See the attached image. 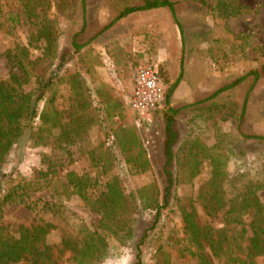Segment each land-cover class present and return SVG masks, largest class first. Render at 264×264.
<instances>
[{
  "label": "trees",
  "instance_id": "16d2710c",
  "mask_svg": "<svg viewBox=\"0 0 264 264\" xmlns=\"http://www.w3.org/2000/svg\"><path fill=\"white\" fill-rule=\"evenodd\" d=\"M16 1L19 9L14 11L6 0H0V31L12 36L25 23L30 24L33 31L28 46L16 44L15 49L8 50L5 54L11 75L0 81V175L8 164L9 157L22 143L30 149H36L46 147L52 141L56 149L70 151L71 147L87 139L85 137L101 117L106 122L110 121L118 111L114 104L109 106V110L107 103L103 107H97L88 82L79 74L58 76L57 71L63 66L68 53H62L60 57L57 21L48 16L51 1ZM82 5L84 25L71 43L77 53L87 44L83 45L77 40L86 28L85 0H82ZM176 6L177 3L173 0H137L125 6L110 25L135 12L168 7L182 28ZM219 8L222 17L228 18L241 13L245 7L237 5V2L230 5L223 1ZM39 42L42 54L33 59L30 47L39 48ZM259 51L264 56V44L259 47ZM59 60L61 62L57 70L51 71ZM249 78H253L256 83L260 79V72L251 70L216 91L211 99ZM64 83L70 86L71 104L68 110L60 109L56 104L60 84ZM177 84L167 91L168 99ZM177 114L175 109H168L163 114L167 138L165 173L168 178L163 208L168 206L172 194L174 180L169 167L176 160L181 166L179 178H184L186 183L201 173L202 163H209L212 177L206 188L200 191L199 200L206 213L212 217L225 210L224 226L216 230L211 226L200 225L191 199H188L187 204L181 202L184 237L178 241L180 257L194 264H212L208 256L210 252L213 257L223 260L224 264H256L257 258L264 257V169H258L251 163L243 172L227 177L221 142L210 151L194 142L187 150L186 145H182L175 153L174 146L179 139L175 130ZM115 132V144L125 158L124 168L127 171L147 172L150 169L147 152L136 130L118 128ZM244 138L264 140V137L255 135H244ZM211 151H215L214 154ZM86 156L89 170L83 173L67 171L63 175L62 159L43 154L41 162L45 169L37 171L32 179L21 177L17 183L7 185L1 191L0 218L5 207L26 204L31 194L50 191L59 206L64 200L77 199L85 208L98 213L101 218L96 229H91L86 223H75L63 232L60 244L53 245L48 241V236L55 226L44 219L30 225L2 223L0 264H18L22 261H28L29 264H60L66 254H69L70 264H95L109 253L111 239H115L122 247L131 246L138 223L134 215L138 211L157 210L154 226L157 225L162 206L153 187L145 186L128 193L118 175L112 174L108 178L113 159L107 148L92 149ZM226 183L229 194H232L231 198H227ZM54 207L57 208L58 205ZM246 217L249 219L248 223ZM249 231L251 235H248ZM147 234L148 230L135 247L136 264H143L140 248Z\"/></svg>",
  "mask_w": 264,
  "mask_h": 264
},
{
  "label": "rangeland",
  "instance_id": "374dc122",
  "mask_svg": "<svg viewBox=\"0 0 264 264\" xmlns=\"http://www.w3.org/2000/svg\"><path fill=\"white\" fill-rule=\"evenodd\" d=\"M50 1L48 16L57 21L60 33V57L62 53H68L63 66L57 71L58 76L79 74L88 82L94 103L100 107V98L102 99L100 93L107 90V32L103 30L107 25V13L110 14L108 21L110 23L125 6L137 0H85L86 28L77 40L79 43L88 42L93 35L98 39L93 43L91 41L90 48L78 53L74 52L71 43L84 25L82 0ZM173 1L177 3V14L184 29L185 57L190 59L191 63L196 62L197 59H201L202 63L205 60L207 63L204 67L207 76L202 82L201 91L193 98L195 104L190 108H183L178 113L175 130L179 139L174 146V152L177 153L182 145H186L185 150H187L194 142L210 151L221 142L220 149L227 177L243 172L251 163L258 169H264V140L244 138V135L264 137V69H262L264 56L259 51V47L264 44V0ZM223 1H227L230 5L237 2V5L245 8L237 15L224 18L219 8ZM6 2L14 11L19 9L16 0H6ZM143 15L147 17L152 14L150 12ZM32 31V26L28 23L18 27L12 36L0 31V81L8 79L11 75L6 52L15 49L16 44L28 46ZM94 43L102 45V49L97 51L93 48ZM37 46L39 48L30 47L33 59L42 54L41 43L39 42ZM60 62L57 61L51 71H56ZM251 70L260 72V79L256 83L253 78H249L235 88L211 99L216 91ZM159 75L163 80V74L159 72ZM116 86L124 96L123 104H126L122 119L118 123L112 120L106 122L101 117L85 137L87 139L71 147L70 151L56 149L52 141L48 146L36 149H30L22 143L9 157V162L0 175V193L7 185L17 183L19 178L32 179L37 171L45 169L41 162L43 154L61 158L64 175L67 171L83 173L89 170L87 152L96 148L103 150L107 148L113 159L108 178L112 174L118 175L128 193L136 192L145 186L153 187L162 210L156 226L154 223L157 210L138 211L134 215L138 223L131 246L122 247L115 239H111L109 253L95 264H136L135 247L147 230V237L140 248L143 264H194L186 258H181L178 253V241L184 237L180 205L181 202L187 204L188 199H191L200 225L211 226L216 230L224 226L225 210L212 217L206 213L199 200L200 191L206 188L212 177L211 167L205 161L201 165V173L191 182L186 183L183 181L184 178H179L181 166L174 160L169 167L174 180L172 194L168 206L163 208L165 188L168 185L165 173L167 138L163 111L168 98L166 97L164 104L149 120L130 111L131 109L128 110L130 88L125 85ZM59 88L56 104L60 109L68 110L71 104L70 86L64 83L60 84ZM119 127L136 130L147 152L150 164L147 172L141 173L129 169L127 171L124 168L125 158L121 156L115 144L117 137L115 131ZM214 152L211 151L212 154ZM226 189L227 198H231L232 194H229L227 183ZM54 205L58 207L53 208ZM100 218L98 213L85 208L77 199L64 200L59 206L50 191H42L31 194L26 204L5 207L0 224L30 225L39 219H44L55 226L48 236V241L53 245H59L63 232L71 225L86 223L95 230ZM248 220L246 217L247 223ZM248 235H251V231ZM208 256L212 264H224L223 260L213 257L210 252ZM68 257L69 254H66L60 264H70ZM18 264H29V262L22 261ZM256 264H264V257L257 258Z\"/></svg>",
  "mask_w": 264,
  "mask_h": 264
},
{
  "label": "crops",
  "instance_id": "0c3cea01",
  "mask_svg": "<svg viewBox=\"0 0 264 264\" xmlns=\"http://www.w3.org/2000/svg\"><path fill=\"white\" fill-rule=\"evenodd\" d=\"M150 12L152 15H143ZM109 19L110 14L107 13V28L103 29L107 32V90L100 93L102 99L100 98L99 105L103 107L107 103V110L111 104L117 106L118 111L112 121L118 123L126 107L122 102L124 96L116 85L129 87L132 94L137 68L143 63L155 65L163 74L166 91L178 83L164 111L175 109L179 113L183 108H190L195 104L193 98L201 91L202 82L207 76L204 71L207 63L204 59V65L201 59L191 63L185 57L183 26H179L168 7L135 12L114 25H110ZM180 24L182 25L181 22ZM96 39L97 36L93 35L89 40L93 43ZM91 41L81 42L83 45L87 43L81 52L90 48ZM93 48L99 51L102 45L94 43ZM127 108L130 109V101ZM177 117L178 114L176 120Z\"/></svg>",
  "mask_w": 264,
  "mask_h": 264
},
{
  "label": "built area",
  "instance_id": "2783aa9c",
  "mask_svg": "<svg viewBox=\"0 0 264 264\" xmlns=\"http://www.w3.org/2000/svg\"><path fill=\"white\" fill-rule=\"evenodd\" d=\"M166 97L167 91L157 67L151 63L139 65L130 96L131 111L151 120Z\"/></svg>",
  "mask_w": 264,
  "mask_h": 264
}]
</instances>
